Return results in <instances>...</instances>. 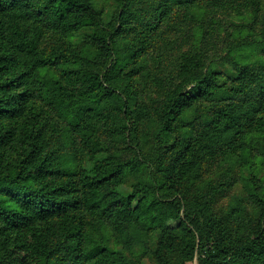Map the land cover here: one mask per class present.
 <instances>
[{
	"label": "rangeland",
	"instance_id": "obj_1",
	"mask_svg": "<svg viewBox=\"0 0 264 264\" xmlns=\"http://www.w3.org/2000/svg\"><path fill=\"white\" fill-rule=\"evenodd\" d=\"M92 1L90 25L32 0L18 39L40 58L31 96L23 66L0 57V179L26 168L25 187L54 209L33 216L0 182V264H200L184 239L207 219L232 243L263 238L264 0ZM245 99L247 125L225 142L235 151L197 159L205 216L182 206L161 223L177 147ZM24 224L34 241L16 243Z\"/></svg>",
	"mask_w": 264,
	"mask_h": 264
},
{
	"label": "trees",
	"instance_id": "obj_2",
	"mask_svg": "<svg viewBox=\"0 0 264 264\" xmlns=\"http://www.w3.org/2000/svg\"><path fill=\"white\" fill-rule=\"evenodd\" d=\"M62 3L66 5L63 8L68 16L83 15L90 22V25L93 24L92 21L94 20L92 19L97 18L92 0H45L44 5L50 9L57 4L62 5ZM30 6L33 7L32 0H0V57L8 52L7 58L9 59L8 64H10V67L13 65L23 66V74L25 79H27L25 96H31L33 94L32 79H30L31 74L29 71L33 69V65H36L34 62L40 60L37 55L32 60L28 54H25L20 49L21 45L18 41L21 35L19 29L22 26L24 17L31 18L34 12L30 9ZM23 12H26L24 16ZM31 40L36 45L34 38ZM35 54H37L36 50ZM199 90L201 91L203 89L199 87ZM246 101V99L242 100L239 104L230 105L231 107L228 106L225 110L221 109L222 111H217L219 119L208 126L201 137H198L195 141L192 138L184 140L181 146L177 147L179 154L175 155L173 159H170L169 166H166L165 169L167 174L162 179L165 181L162 190L167 195L165 202L168 203H164L163 211L160 210L159 206L160 212H163L161 223L168 222L174 218L177 219L178 216L180 217L182 206L185 218L194 217L196 220V216H205L204 213H201L199 205L205 207L207 204L198 203V197L192 196L191 193V188L195 186V175L193 172L197 165V159L201 157L200 154L204 153L205 150L208 151L211 149V157L218 152L228 151L225 147V142L228 140V137H232L231 142H233V139L242 134L243 128L247 125L244 118ZM262 127L264 128V124ZM235 147L236 143H233L228 152L232 154L231 152L235 151ZM225 153L227 152L222 154ZM168 157L170 158V156ZM26 171L27 169L24 168L20 171L19 175L2 177L0 179V182L3 183L2 187L10 192L14 188L15 195H12V197H16L18 202H26L21 204H25L27 210H33V216L45 218L54 210L51 206L52 203L50 201L45 203L46 201L44 202L42 200L44 196L47 197L42 191H30L25 187V184L31 179L30 172ZM39 172L43 173L44 169H41ZM28 191L30 192L31 198L29 201H27ZM260 204L264 211L263 199ZM149 214L152 219H157L156 214L154 215L151 209H149ZM194 219H189L193 225H195ZM14 220L17 225L21 224V219L16 218ZM25 225H23V231L17 233L16 243L22 241L23 243H30L34 241V237H29V232L24 230L26 228ZM205 225L206 227L204 229L193 226V231L197 230V234L190 232L191 235L185 237L184 254L186 260H190L193 254L198 252L200 255V264H260L264 256V237L253 240L249 239L242 243H232L223 237L219 226L214 221L207 219ZM6 257L11 260H16L13 251H10Z\"/></svg>",
	"mask_w": 264,
	"mask_h": 264
}]
</instances>
